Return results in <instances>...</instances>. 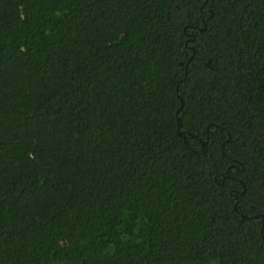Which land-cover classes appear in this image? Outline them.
Listing matches in <instances>:
<instances>
[{"label":"trees","instance_id":"trees-1","mask_svg":"<svg viewBox=\"0 0 264 264\" xmlns=\"http://www.w3.org/2000/svg\"><path fill=\"white\" fill-rule=\"evenodd\" d=\"M0 264H264V0H0Z\"/></svg>","mask_w":264,"mask_h":264},{"label":"water","instance_id":"water-1","mask_svg":"<svg viewBox=\"0 0 264 264\" xmlns=\"http://www.w3.org/2000/svg\"><path fill=\"white\" fill-rule=\"evenodd\" d=\"M203 144H205V143H203Z\"/></svg>","mask_w":264,"mask_h":264}]
</instances>
